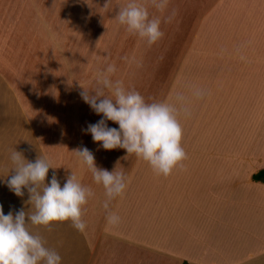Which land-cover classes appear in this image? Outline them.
Here are the masks:
<instances>
[{"label":"rangeland","instance_id":"rangeland-1","mask_svg":"<svg viewBox=\"0 0 264 264\" xmlns=\"http://www.w3.org/2000/svg\"><path fill=\"white\" fill-rule=\"evenodd\" d=\"M128 3L129 0H111L106 9L105 0H0V74L2 80L7 78L9 93L2 153L9 160L7 178L11 175L12 150L22 152L30 161L41 155L56 167L49 170V182L55 172L63 187L73 172L94 197L98 189L105 203L103 186L94 182L74 152L87 147L98 167L124 172L127 187L119 200L127 203L130 199L136 216L143 211L145 192H153L156 199L152 202L158 201L162 175L135 154L127 156L124 149L104 150L91 134H85L83 129L102 117L81 98V85L92 91L97 86V73L112 65L116 71L111 78L138 91L146 102L175 104L176 96L182 94L190 111V115L179 117L182 147L186 151L196 137L214 145V149L198 150L194 144V153L222 154L224 107L210 102L212 97L217 100L222 96V91L216 89H223L218 86L223 84L222 75L235 67L230 63L238 58L264 57V48L256 46L255 25L248 23L246 10L240 17L241 5L233 7L236 1L169 0L165 13H159L150 6V0H137L162 21L164 37L151 46L129 33L115 18L120 7ZM173 11V20L164 22ZM234 11L239 14L232 21ZM260 35L264 37V33ZM197 90L203 93L202 98L194 95ZM210 107L221 108L211 117L213 125L220 127H205L212 115ZM107 123L119 128L112 121ZM26 191L24 198H29ZM7 196L9 212L24 206L34 211L30 204L12 208L16 205L10 199L15 194ZM101 210L106 215L105 208ZM89 211L84 209L87 214Z\"/></svg>","mask_w":264,"mask_h":264},{"label":"crops","instance_id":"crops-1","mask_svg":"<svg viewBox=\"0 0 264 264\" xmlns=\"http://www.w3.org/2000/svg\"><path fill=\"white\" fill-rule=\"evenodd\" d=\"M221 1H236L234 8L241 5L240 17L247 11L248 23L255 25L258 34L256 46L264 48V37H260L264 0ZM236 14L232 12V21ZM236 61L222 75L223 84L218 86L223 89H216L222 96L210 102L224 107L222 154L194 153V144L195 149L209 151L214 145L196 137L188 145L185 141L184 167L162 175L157 202H152L155 194L145 190L143 211L134 216L130 199L127 203L120 197L113 200L110 210L119 217L117 225L108 223L107 212L101 210L103 197L96 189L90 205L84 206L90 210L83 215L85 232L71 222H54L51 230L30 226L44 237L47 247L59 253L61 264H264V184L253 180L264 169V57ZM8 94L7 78L2 80L0 74V205L5 215L9 213L7 193H13L5 183L9 160L2 153ZM210 108L205 127H220L213 125L211 117L221 108ZM28 199L15 195L10 199L16 205L12 208L29 204ZM24 209L29 211L27 206Z\"/></svg>","mask_w":264,"mask_h":264},{"label":"clouds","instance_id":"clouds-1","mask_svg":"<svg viewBox=\"0 0 264 264\" xmlns=\"http://www.w3.org/2000/svg\"><path fill=\"white\" fill-rule=\"evenodd\" d=\"M111 0H105L107 9ZM169 0H150V6L159 13H165ZM175 11L164 18L170 23ZM115 18L126 26L129 33L137 35L151 46L164 37L161 18L153 16L149 8L137 0H129L120 7ZM114 66L96 75V87L92 91L81 85L80 96L91 109L102 118L89 123L83 131L91 134L95 143L104 150L124 149L127 156L135 154L146 161L157 175L170 176L174 170L182 169L187 154L182 147L183 128L179 117L190 115L186 98L176 96V103L146 102L135 89H127L120 80H113ZM194 95L202 98L197 90ZM107 121L119 125L109 127ZM82 164L91 172L94 182L102 185L107 200L104 208L110 225H117L119 217L110 210V203L122 197L127 187L124 172L98 167L94 154L87 147L76 149ZM11 175L5 180L10 191L18 197L29 194L28 203L34 211L23 208L5 215L0 205V264H61L57 251L46 246L44 237L31 230L30 226L51 230L54 222H71L83 233L86 223L83 219L84 206L94 193L84 186L71 172L63 187L50 169H56L47 157L39 155L35 161L25 158L16 149L10 152ZM9 177V175L7 176Z\"/></svg>","mask_w":264,"mask_h":264},{"label":"trees","instance_id":"trees-1","mask_svg":"<svg viewBox=\"0 0 264 264\" xmlns=\"http://www.w3.org/2000/svg\"><path fill=\"white\" fill-rule=\"evenodd\" d=\"M253 180L264 184V169L258 171L253 175ZM184 264H188L185 262Z\"/></svg>","mask_w":264,"mask_h":264}]
</instances>
